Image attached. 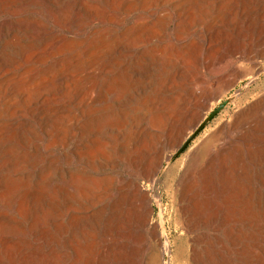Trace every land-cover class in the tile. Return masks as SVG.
Instances as JSON below:
<instances>
[{"label": "bare ground", "instance_id": "bare-ground-1", "mask_svg": "<svg viewBox=\"0 0 264 264\" xmlns=\"http://www.w3.org/2000/svg\"><path fill=\"white\" fill-rule=\"evenodd\" d=\"M165 3L0 0V264H59L67 248L70 264H158V245L163 264H216L210 248L221 259L228 249L235 264H264V237L251 247L236 232L227 247L216 236L214 217L200 215L192 176L180 191L179 220L187 231L201 222L210 230L194 234L191 251L181 234L170 254L162 198L151 188L177 149L166 154L161 133L178 105L201 99L198 85L222 82V63L238 74L243 58L257 69L249 80L261 76L255 58L264 59V49L244 47L226 23L198 27L183 17L191 14L184 0L169 5L177 15L171 22ZM253 4L242 9L252 12ZM263 31L253 38L261 48ZM253 105L262 108L264 93ZM259 208L256 225L264 229Z\"/></svg>", "mask_w": 264, "mask_h": 264}, {"label": "rangeland", "instance_id": "rangeland-1", "mask_svg": "<svg viewBox=\"0 0 264 264\" xmlns=\"http://www.w3.org/2000/svg\"><path fill=\"white\" fill-rule=\"evenodd\" d=\"M165 1V4L170 7L169 5H171L172 2H174L175 0ZM249 3H254L253 5L257 7V9L252 10V12L250 10V12H248V10L244 11L242 8H244V6H249ZM261 4H264V0H184V5L190 6L191 14L188 13L183 17H188L195 20L196 25H198V27H202L201 22L206 23L209 21H215L217 24L226 23L225 27H223V30L235 33V40H237V42H242L241 44L243 46L245 45L244 47H250L258 51L264 49V45L261 48V46L257 45L255 41H253V38H255L256 36V31L259 30L261 32L262 30H264V8L262 9L260 7ZM169 9V16L172 22L177 18V15H175L174 13V8L170 7ZM238 24L239 28L237 26ZM250 27L255 29H251ZM237 28L239 32H237ZM249 31L254 34H250L251 32ZM247 32L249 35L245 34ZM250 39L252 40L250 41L252 43L249 42ZM258 57L259 56H256L255 60L258 61L259 67L264 68V59ZM242 59L243 58H238V61L236 62V66L239 65L238 69L242 67V69H239V75L230 71V63H222L220 66H218L219 69H216L218 75L222 73H227L225 78L221 80L222 82H220V80L216 78H213L209 81L207 88L202 85H198L197 89L201 92L202 95L200 98L202 99L203 97V99L190 101L186 103L184 107L178 105V112L175 115V119L172 120L167 125L164 132L161 133L160 139L162 140L165 146L166 154L169 155L172 151L178 148V144L180 145L186 139V137L191 134L192 130L195 128L198 122H200L199 120H202L221 102H223L224 100H228L225 107H223L212 119L207 122V124L202 128V130L190 141L185 150L179 153L177 156L173 157V159L171 158L170 161H168V163L166 164L167 166H165V168L160 174L161 176L159 177L158 182L154 185V187L151 188L158 193L160 199L162 198L161 204H163V219L165 220H163L162 231L163 233H166H164L165 239L170 244V254H172L175 250L173 248H176L177 246L181 245V241H179L178 239L181 234L182 236L186 237V244L188 243L189 250L191 251L190 246L193 243L192 237L195 236L194 234L199 235L202 230H210V223L203 224V222H201L198 223L197 226L194 227L191 231H187L186 225H184V222H181L182 216L179 210V206L181 204L180 191L182 186L185 184L186 180L190 176H192L194 180V191L196 193V200L198 202L201 217H214L213 220H215L213 223L214 225L216 224V226L218 225L217 231L215 232L216 236H218V238H220V240L223 241L227 245V247H230V239L231 237H235L236 232L241 235L243 239L241 242L248 243L251 247L252 243L256 242L255 239L258 236L264 237V229H261L256 225V214L260 210L259 207L261 205L264 206V105L262 106V108H259L258 106L254 107L255 105H253V107L251 106V104L255 102L258 96L264 93V73L261 74V76L259 77L253 78L254 81L253 79L249 80L251 78V74L253 72H256L257 69L248 60L247 62H244L246 60ZM239 61L241 63H239ZM245 73H250V76ZM219 83L224 84L221 85ZM246 83L248 85L246 87V90H244L245 92L243 91V93L240 90ZM223 85L225 86L224 88ZM236 92L239 95H237ZM215 94L217 97L215 96ZM203 102L205 103V105ZM210 103H212L211 106ZM185 109H188L189 113L188 110ZM240 111L244 115V120L242 121L241 118L238 120H234L235 113ZM179 113L181 114V116L179 115ZM171 123H173L172 125L174 127L171 126ZM168 126H170V128ZM230 131H232L233 133H230ZM115 133L116 132L114 129V134ZM167 134L170 136L169 138ZM219 136L221 137L219 138V140H217ZM178 137L180 138L178 139ZM167 139L170 141H168ZM225 139L228 140L226 141ZM212 140H214L213 144H211ZM193 148L195 150H193ZM191 151L193 152L191 153ZM207 151L210 155L207 154ZM208 164L209 167H207ZM119 165L121 169H125L127 167L125 160H121ZM193 167L195 170L193 169ZM203 174H206L207 179H210L209 183H206L204 181ZM180 183H182V185H180ZM173 205H175V208ZM173 214H176V216L179 214L180 216H177L176 218V216ZM173 218L176 222L179 221V223L174 224L176 222ZM152 220H156L155 209ZM180 222L183 224H181ZM179 226L182 229L179 228ZM213 240H216L214 237L212 239V243L213 246L216 247L217 244ZM157 249V256L160 258H158V264H163L162 261L164 256L162 252V245H158ZM65 251L66 253L64 254L67 255L63 257L59 264H70L71 262V256H69L71 254L70 249L67 248L65 249ZM210 251L211 255L213 256L212 263L213 261L217 262L216 264H235L237 262L236 258L233 257V254L228 249L223 250V254L225 256L224 259H221L220 256L211 248ZM99 261L100 258H97V260L94 261L93 264H100ZM114 264L119 263L114 261Z\"/></svg>", "mask_w": 264, "mask_h": 264}, {"label": "water", "instance_id": "water-1", "mask_svg": "<svg viewBox=\"0 0 264 264\" xmlns=\"http://www.w3.org/2000/svg\"><path fill=\"white\" fill-rule=\"evenodd\" d=\"M228 100H224L221 102L216 108H214L207 116H205L192 130L191 134H189L186 139L178 146L176 152L174 153L173 157L177 156L179 153L185 150V148L188 146L190 141L202 130V128L207 124V122L212 119L224 106L225 103H227ZM172 157V158H173Z\"/></svg>", "mask_w": 264, "mask_h": 264}]
</instances>
